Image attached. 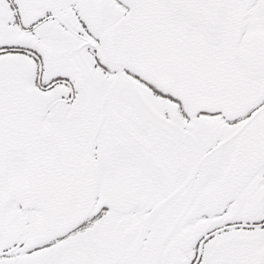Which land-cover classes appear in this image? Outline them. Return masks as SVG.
<instances>
[{
  "label": "snow or ice",
  "instance_id": "snow-or-ice-1",
  "mask_svg": "<svg viewBox=\"0 0 264 264\" xmlns=\"http://www.w3.org/2000/svg\"><path fill=\"white\" fill-rule=\"evenodd\" d=\"M0 264H264V0H0Z\"/></svg>",
  "mask_w": 264,
  "mask_h": 264
}]
</instances>
